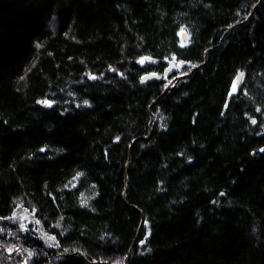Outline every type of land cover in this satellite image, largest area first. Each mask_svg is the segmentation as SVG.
I'll return each instance as SVG.
<instances>
[{
    "label": "trees",
    "instance_id": "16d2710c",
    "mask_svg": "<svg viewBox=\"0 0 264 264\" xmlns=\"http://www.w3.org/2000/svg\"><path fill=\"white\" fill-rule=\"evenodd\" d=\"M129 255L264 264V0H0V264Z\"/></svg>",
    "mask_w": 264,
    "mask_h": 264
},
{
    "label": "water",
    "instance_id": "95a60500",
    "mask_svg": "<svg viewBox=\"0 0 264 264\" xmlns=\"http://www.w3.org/2000/svg\"><path fill=\"white\" fill-rule=\"evenodd\" d=\"M182 36H183V38H184L185 41L188 40V34H187V33H183ZM148 60H149L150 62L152 61L151 58H148ZM201 66H202V65H201ZM201 66H198V67L194 68V69H193L188 75L181 76V77L179 78V80L182 79V78H185V77H189V76H191L192 73H193L195 70L201 68ZM179 69H180V66L177 65L176 62H171V64H170V65L168 66V68L166 69L164 75H165V76H168V75L171 74L172 72H174V71H178ZM158 77H159V74H157V73H149V74H145V75L141 78L140 82H141V84L145 85V84H147V83H149V82H151V81L157 79ZM171 88H172L171 85L168 86V87L164 90V92H163V93H162V94H161V95H160V96L154 101L153 105L156 104L157 102H159V100H161V99L165 96V94H166ZM145 139L148 140L149 137H147V138H145ZM138 140H139V139H136V140L133 142V144L131 145V147H130V153H131V150L133 149V147L135 146V144L137 143ZM125 199H126V198H125ZM135 209H136V208H135ZM137 209H138V208H137ZM143 224H144V215L142 214V224H141V227L143 226ZM139 233H140V230H139ZM138 236H139V234H138ZM137 238H138V237H137ZM129 258H130V255H129L128 258H127L126 264H128V260H129Z\"/></svg>",
    "mask_w": 264,
    "mask_h": 264
},
{
    "label": "bare ground",
    "instance_id": "6f19581e",
    "mask_svg": "<svg viewBox=\"0 0 264 264\" xmlns=\"http://www.w3.org/2000/svg\"><path fill=\"white\" fill-rule=\"evenodd\" d=\"M173 61H174V60H173ZM176 61H177V60H176ZM169 63H170V62H169ZM176 63H178V62H176ZM170 64H171V63H170ZM205 64H206V63H205ZM166 66H167V65H166ZM186 66H187V65H186ZM113 69H114V68H113ZM163 69H165V68H163ZM166 69H167V67H166ZM166 69H165V70H166ZM188 69H189V68H188ZM199 69H201V68H199ZM114 70H115V69H114ZM148 70H149V69H148ZM181 70H182V69H181ZM181 70H180V71H181ZM195 71H197V70H195ZM146 72H147V71H146ZM146 72H145V73H146ZM154 72H155V71H154ZM159 72H160V70H159ZM112 73H113V72H112ZM145 73H144V74H145ZM160 73H163V72H160ZM177 73H179V71H178ZM172 74H173V73H172ZM160 75H162V74H160ZM169 75H170V74H169ZM142 76H143V75H142ZM163 76H164V75H163ZM163 76H162V77H163ZM176 76H177V75H176ZM88 77H89V76H88ZM121 77H122V76H121ZM140 77H141V76H140ZM167 77H168V76H167ZM171 77H172V76H171ZM178 77H179V76H178ZM96 78H97V77H96ZM159 78H160V77H159ZM185 78H186V77H185ZM188 78H189V77H188ZM88 79H90V78H88ZM160 79H162V78H160ZM183 79H184V78H183ZM85 80H86V79H85ZM85 80H83V81H85ZM93 80H94V79H93ZM163 80H164V79H163ZM172 80H173V79H172ZM90 81H91V79H90ZM163 83H164V82H163ZM163 83H162V84H163ZM168 83H169V82H168ZM175 87H177V86H175ZM169 91H170V90H169ZM232 93H234V91H232ZM228 94H229V93H228ZM233 95H234V94H233ZM227 96L229 97V95H227ZM231 96H232V95H231ZM164 97H165V96H164ZM228 97H227L226 99H229V98H230V97H229V98H228ZM48 98H49V97H48ZM43 100L45 101L46 99H43ZM49 100H50V99H49ZM52 100H55V99H52ZM226 101H227V100H226ZM226 101H225V102H226ZM40 102H41V101H40ZM227 102H230V101H227ZM157 104H158V103H157ZM157 104H155V105H157ZM225 106H226V104H225ZM156 107H158V106H156ZM159 109H160V108H159ZM225 109H226V107H225ZM148 113H149V112H148ZM156 115H157V114H156ZM156 115H155V116H156ZM163 116H164V115H163ZM250 116H251V115H250ZM157 117H158V116H157ZM251 117H253V116H251ZM165 118H166V117H165ZM254 118H255V117H254ZM162 121H163V120H162ZM154 123H155V122H154ZM160 123H161V121H160ZM162 123H163V122H162ZM154 125H155V124H154ZM154 125H152V128H153ZM157 125H158V124H157ZM155 127H157V126H155ZM159 127H160V126H159ZM163 129H164V128H163ZM147 134H148V133H147ZM150 134H151V133H150ZM141 139H143V138H141ZM148 140H149V139H148ZM148 140H147V141H148ZM140 141H141V140H140ZM137 142H138V141H137ZM126 171H127V170H126ZM127 187H128V186H127ZM127 193H128V191H127ZM126 199H128V198H126ZM124 202H125V201H124ZM139 208H140V207H139ZM135 210H136V209H135ZM145 221H146V220H145ZM149 224H150V222H149ZM146 226H147V225H146ZM148 226H150V225H148ZM141 229H142V228H141ZM141 229H140V230H141ZM136 241H137V240H136ZM136 241H135V242H136ZM133 245H134V244H133ZM135 245H136V244H135ZM87 262H88V261H87ZM97 262H98V261H97ZM99 263H100V262H99Z\"/></svg>",
    "mask_w": 264,
    "mask_h": 264
},
{
    "label": "snow or ice",
    "instance_id": "6c2138e0",
    "mask_svg": "<svg viewBox=\"0 0 264 264\" xmlns=\"http://www.w3.org/2000/svg\"><path fill=\"white\" fill-rule=\"evenodd\" d=\"M141 63H143L144 61L143 60H141L140 61ZM243 76V74H241V77ZM241 77H238L237 79H240ZM92 79H95L96 77H91ZM233 91L235 92L236 91V86L235 85H233ZM41 103H43V104H45V105H48V106H51V102L50 101H47V100H45V101H41ZM253 123H255V121H253ZM51 239H54V238H51Z\"/></svg>",
    "mask_w": 264,
    "mask_h": 264
}]
</instances>
